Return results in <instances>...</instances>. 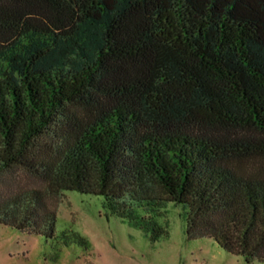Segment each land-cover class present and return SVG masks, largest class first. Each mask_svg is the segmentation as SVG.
Here are the masks:
<instances>
[{
    "label": "trees",
    "instance_id": "obj_1",
    "mask_svg": "<svg viewBox=\"0 0 264 264\" xmlns=\"http://www.w3.org/2000/svg\"><path fill=\"white\" fill-rule=\"evenodd\" d=\"M66 190L264 261V0H0V223Z\"/></svg>",
    "mask_w": 264,
    "mask_h": 264
},
{
    "label": "rangeland",
    "instance_id": "obj_2",
    "mask_svg": "<svg viewBox=\"0 0 264 264\" xmlns=\"http://www.w3.org/2000/svg\"><path fill=\"white\" fill-rule=\"evenodd\" d=\"M21 179L39 184L27 175ZM52 203L57 207L52 236L0 223V264H264L246 262L211 237L188 238L180 204L161 208L157 220L167 232L152 237L110 211L101 195L66 190Z\"/></svg>",
    "mask_w": 264,
    "mask_h": 264
}]
</instances>
